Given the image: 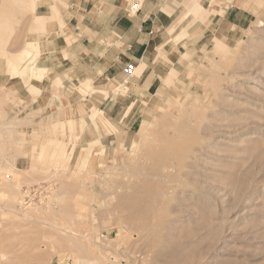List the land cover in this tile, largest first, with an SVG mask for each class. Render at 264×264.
Returning <instances> with one entry per match:
<instances>
[{
    "label": "rangeland",
    "instance_id": "obj_1",
    "mask_svg": "<svg viewBox=\"0 0 264 264\" xmlns=\"http://www.w3.org/2000/svg\"><path fill=\"white\" fill-rule=\"evenodd\" d=\"M136 1L0 0V264H264V0H200L171 32L176 0ZM107 3L156 38L117 110L77 90L106 78L20 77L30 41Z\"/></svg>",
    "mask_w": 264,
    "mask_h": 264
},
{
    "label": "crops",
    "instance_id": "obj_2",
    "mask_svg": "<svg viewBox=\"0 0 264 264\" xmlns=\"http://www.w3.org/2000/svg\"><path fill=\"white\" fill-rule=\"evenodd\" d=\"M141 2L142 0H137L135 6L130 10L135 12ZM191 3L188 0H176V4L181 6V11L173 23L167 27L168 32H171L172 28H176L178 23H182L185 19L192 20V17H184L186 10L191 9L194 4ZM88 6L86 4L84 8H77L65 26L64 34L58 33L43 40L38 63L44 65L47 71L44 77L45 85L48 80L54 78V87H61L62 84L71 86L77 79L97 81L100 78H106L107 81L96 83V86L106 85L104 89H95L92 82L86 80L78 82L77 90L79 86H83L101 96L100 100L92 99L99 105L103 104V109L111 107L108 103L109 99L116 97L119 102L114 106V109L117 110L118 105L128 99L127 96L119 99V92L110 93L108 91L109 82L120 83L123 87V83L126 81L124 79L126 63L144 58L139 66L133 68L136 75L140 76L148 57L146 56L147 49L149 45L156 44V38L153 39L144 29L147 17H141V12L132 18L127 16L125 9L118 5H108L107 3L102 10L97 12L94 11L92 5L89 6V9ZM218 11L223 14L225 10L221 11L219 8ZM67 38L70 43L66 41ZM77 92L79 93V91ZM134 103L135 101L130 102L128 107ZM103 109L91 107L89 113L90 120L96 125L97 130L101 131H104L105 121L110 122L103 117ZM93 110L100 111L94 118L92 117ZM68 117H71V113Z\"/></svg>",
    "mask_w": 264,
    "mask_h": 264
},
{
    "label": "bare ground",
    "instance_id": "obj_3",
    "mask_svg": "<svg viewBox=\"0 0 264 264\" xmlns=\"http://www.w3.org/2000/svg\"><path fill=\"white\" fill-rule=\"evenodd\" d=\"M191 2H192L191 4H193V3L194 4H193V6H191V9L188 8V10H186V13H185L186 17H192L191 23H196V22L200 21L199 17H200V19H202V21H205L207 18H201V17H203L202 11L205 10L203 8V5L201 4V1L200 0H191ZM206 11H208V12L210 11V13L212 14L211 10H206ZM200 12H202L201 15H199ZM0 50L4 51V48L1 45H0ZM40 52H41V50L38 47V42H36V41H30L28 43V46L23 49V51L21 53V57H20L19 62H18V68H19V75L23 80H25V82L30 81L31 78H34L37 81L44 80V77H45L47 71L45 70L44 67L37 66L35 64L36 57L39 55ZM120 86H121V84H120ZM108 91L110 93L116 94L119 92V88L112 86L110 88V90H108ZM96 114L97 113L94 111V115H96ZM71 125L72 124H70V128L72 127ZM76 137H77V135H76ZM14 197H15V195H14ZM15 198H17V196ZM23 202H24V199H23ZM31 205L32 204H29L26 207L31 206Z\"/></svg>",
    "mask_w": 264,
    "mask_h": 264
},
{
    "label": "built area",
    "instance_id": "obj_4",
    "mask_svg": "<svg viewBox=\"0 0 264 264\" xmlns=\"http://www.w3.org/2000/svg\"><path fill=\"white\" fill-rule=\"evenodd\" d=\"M24 191H27V188ZM42 195H43V193H41L40 197H42ZM33 196H34V192L32 191V189L29 188V191L27 193H25L24 197H23L24 198V204L29 205V204L33 203V200H34Z\"/></svg>",
    "mask_w": 264,
    "mask_h": 264
}]
</instances>
